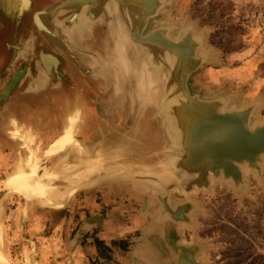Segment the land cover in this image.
Returning a JSON list of instances; mask_svg holds the SVG:
<instances>
[{"label":"crops","instance_id":"1","mask_svg":"<svg viewBox=\"0 0 264 264\" xmlns=\"http://www.w3.org/2000/svg\"><path fill=\"white\" fill-rule=\"evenodd\" d=\"M42 3L43 0H39V4ZM78 27L82 35L78 39L76 37L71 48L75 50L74 57L82 61L74 67V81L70 92L67 93L64 88L58 90L53 84H49L39 90L35 100L27 88L20 92L13 91L7 102L0 101V194L1 181L14 173L20 161L26 160L28 156L27 148L13 138L12 130L16 125L37 138L41 154L64 134L66 127L75 118L78 119L75 136L92 153L91 147L121 139L124 136L122 133L128 130L127 111L115 105L118 97L115 88L109 87L106 90L104 82L93 83L91 80L98 77L93 76L94 70L89 60L96 55L105 58L109 35L105 34L102 25H97L102 33L95 30L97 27L92 24L82 22L78 23ZM35 41L37 40L32 37L27 42L32 48L30 56L34 60L38 58ZM47 42L51 43L49 40ZM64 42L67 43L68 40L62 38L59 41L61 44ZM55 47L61 50L58 45ZM61 51L63 54V50ZM41 53L47 51L43 49ZM43 56L40 54L38 62H30L33 67L36 63L43 65ZM13 58L14 55L9 57L8 54H3L0 58V76L6 71L0 78V96L15 74L16 63L12 69L6 70ZM31 73L30 70L26 81L33 82L36 73ZM154 106L155 104H149L143 112L141 129L134 137L136 139L133 145L136 147L130 153L122 150L119 152V156L123 158L121 164H158L159 153L165 147L160 146L159 128L154 121L158 116L154 114ZM70 138L73 140V137ZM72 140L63 144L68 145ZM35 144L37 145V141ZM35 146L32 145L33 148ZM69 147L62 145L55 148L53 153H46L39 179L33 180L28 173L17 184L11 183L15 189L8 192L0 202V235L3 236L4 246L12 251L23 239L27 242V249L37 252L36 264H124L125 261L131 264H170L166 255L154 246L157 240L163 242L165 247L166 243L162 238L164 233L160 226L161 215L158 216V210L151 211L155 203L153 197L145 209L144 193L118 182L113 183V180H101V176L110 175L104 172L99 175L102 167L110 164L104 162L102 155L93 157L84 166L67 165L68 161L82 158L88 153V150H79L77 144ZM64 148L66 151L62 153ZM51 153L49 165L56 160L58 162L53 174L43 184L42 176L46 173L43 169L48 164L47 159ZM95 173L98 176H94ZM59 179L68 185L63 189L54 185ZM73 190L72 197H67ZM48 191H54L55 197H48ZM31 201L36 204H30ZM21 204L23 206L19 207ZM5 258L1 245V264H6ZM13 258L12 255L9 256L10 264H18Z\"/></svg>","mask_w":264,"mask_h":264},{"label":"rangeland","instance_id":"2","mask_svg":"<svg viewBox=\"0 0 264 264\" xmlns=\"http://www.w3.org/2000/svg\"><path fill=\"white\" fill-rule=\"evenodd\" d=\"M65 1L68 0L43 1L44 4L40 5V8L50 9ZM25 19L23 17L19 20L13 37L16 36ZM161 24L175 27L174 36H179V31L185 26H190L192 29L198 50L196 54L201 65L189 76L188 87L191 95L210 102L220 101L226 106V111L250 109L252 110L251 125L264 124V0H162L159 15L150 24L149 29ZM38 26L39 24L33 23L32 30L29 29L30 26H26L25 43L22 47L24 58L17 61L18 63L29 61L32 48L27 43L28 40L37 35L44 36V30ZM174 65L175 63L167 62L164 65L148 64V68L144 66L140 79L134 80L138 82L134 83L137 86L136 90L127 92V100L130 102L134 103L137 98L142 103L146 101V106L140 109L138 114H142L156 98L162 97L161 99L166 101L181 100L178 96H172L175 91H178L177 94L179 91L183 94L179 90L183 78L182 75L175 77ZM153 68L156 69L154 73ZM98 70L104 72L100 67ZM149 72L150 79H148ZM129 75L137 76L130 70ZM163 78L165 81L162 80ZM77 120V118L71 120V125L68 126L69 133ZM67 134L68 132L55 140L42 155H40V144L36 145L34 139L19 140L27 148L28 156L26 160L20 161L14 173L12 172L4 181V189L9 180L18 183L28 173L29 176L32 175L33 180L39 179L44 156L50 150L53 153L55 148L65 146L61 141L63 139L65 142L64 138ZM33 144L36 145L34 148ZM109 144L105 148L99 147V153L93 151V155H102L105 163H111L110 166L105 165L99 171V175L107 170L111 171L112 168L116 171L113 175L101 176V180L104 178L107 181L114 180L122 174L133 177L140 164H121L123 158L119 153L109 155L105 152ZM167 158L166 154L160 155L157 166L159 167L160 162ZM56 164L57 161L46 168V173L42 177L43 184L53 174ZM24 165L28 168L25 169ZM130 168H133L131 169L133 172ZM260 168V172L245 173L244 185L241 188L228 186V183L222 182L206 189L192 191L189 196L176 190L171 192V208L172 204L186 201L184 205L191 209L189 220L181 225L180 231L184 245L192 247L196 254L197 264H264V163L260 164ZM94 176H98V173ZM55 184L61 189L68 185L60 179L56 180ZM72 193L70 191L67 197H72ZM46 195L55 197L56 193L48 191ZM30 204L36 203L31 201ZM160 204L162 206V203ZM157 207L160 206L155 202L151 211H157ZM161 210L163 211L159 220L168 221L169 224L179 223L170 219L171 213L164 206ZM3 222L4 220L1 222L2 226ZM1 245L3 248V236L0 235ZM26 245L27 242L21 239L20 245L13 254V261L18 264H36L37 252L27 249ZM165 248L167 250V247ZM5 255L6 264H10L9 256L6 253ZM29 255L33 257L32 261ZM124 264L131 263L125 261Z\"/></svg>","mask_w":264,"mask_h":264},{"label":"flooded vegetation","instance_id":"3","mask_svg":"<svg viewBox=\"0 0 264 264\" xmlns=\"http://www.w3.org/2000/svg\"><path fill=\"white\" fill-rule=\"evenodd\" d=\"M43 1H47V0H43ZM78 1L79 0H77V2ZM73 2H74L73 0H68V1L62 2L61 4H59L53 8L43 10L42 8L41 9L39 8L40 7L39 1L37 2L36 0H32V8L36 12H45V14H42L41 17L42 16L44 17L46 15L48 16L47 22H48V27L50 29L54 30V24H53L54 18L53 17H55L56 15L58 16V14H56V13L57 12L59 13V11H61L63 9V10H65L64 13L60 14L58 16V18L63 22L65 21L66 25H74V24H78V23H82V22H84L86 24H92L96 27H97V25H102L103 26L102 29H104L106 32L105 34L109 35V32L107 30V26L104 23V21L101 19V13H100L101 10H100L99 6H95V4H93V3H91L89 5V9H88L89 15H90L91 11L95 12L96 9H99V11L97 12L98 15L96 13L95 19L89 23L85 20H82L83 13L85 11H87V10H85L84 6L79 5L76 7L74 4L75 7H73V6L71 7ZM77 2L75 1V3H77ZM42 4H44V2ZM57 8L58 9L60 8L61 10L60 9L56 10L54 13L49 15V13H48L49 11L52 12L53 9H57ZM158 15H159V13H156L155 15H150L149 16L150 18L148 17V20L145 23L146 26L144 25V28L142 31L143 32L142 36H144V37L150 36L154 32H156L158 30H162V29H164V30L166 29L167 31L169 30V32H170L169 34H172V36H174L173 32L175 31V27L170 26V25H164V24L155 25L151 29H149L150 24L156 19V17ZM75 16H77V18L72 23L71 20H73V18ZM140 18H142V14L140 15ZM34 22H35L34 17L32 15H27L26 24H27V26H30L29 29L32 30L31 26L33 25L32 23H34ZM185 27H184V29H182L181 33H179L180 37L176 38L177 36H174L173 39L177 41V40H182L187 35L190 36L192 39L191 40L192 44L196 46L195 47L196 48L195 52H196L197 51V45L195 44L196 42H195L194 37L192 35V29L190 26H185ZM10 28H11L10 23L7 24V28H5V26L3 24V19H0V58L3 54H6V55L8 54L9 57H12L14 55L15 49H14V47L10 46L8 43V36H9ZM95 30L100 31L101 29H100V27H97V29H95ZM34 38L37 40V41H35L36 42L35 47L37 48V51H38V54H37L38 58L34 60V59H31V56H30L29 61H28V65H27V68L25 69L24 74H22V76L17 77V78H16V75H17L16 72H18L20 70V64L21 63L15 64L16 71H15V74L13 75L12 79H13V81H16L15 80V78H16L18 82L16 84L17 86H15L13 91L16 90V91L20 92L23 89L29 88L30 89L29 92L32 95L31 97L34 100L37 99L36 95H38L39 90H41L42 88H44L46 85H49V84H53V86L58 88V90H60V88H64V90H67V93L70 92L69 90H71L72 85H73L72 83L74 81L72 78L73 77L72 76L73 70L75 69L74 67L75 66L77 67L78 64L80 65V63L82 61V60L80 61V59H76L74 57V54H76V53L74 52L75 50H73L71 48V46L73 44L67 45L68 43L64 42L66 49L63 50L61 48V50H63V54H64V56H63V54H61L62 51L60 49L59 50L56 49L55 46H57V45L52 44L50 42H47L48 39L46 37L41 36V35H39V36L37 35ZM118 43L120 46H119L117 52L115 50L112 52V50L110 49V51H108V52L105 51V54H104L105 58H102L101 56L96 55L95 57H93L92 59L89 60V61H91L92 68L94 70L92 72L93 76L101 78V79L92 78L91 80L93 81V83H99V82L103 83L104 82L105 87H106L107 86L106 84L109 82V86L111 88L112 87L115 88V90H116L115 92L118 94L117 100L115 101V105H117L118 107H121L122 109L124 108L127 112H129L127 114V123H126L128 130H126L122 133V134H124V136L121 139H118V140L110 143L108 146L109 148L105 149L106 152L110 153L111 155H112V153L117 155L121 150L125 151V152L127 151L129 153L131 152L132 148L135 146V145H133V142L136 139L134 137L137 136L139 129H141L140 128L141 127L140 120L142 119L143 113L142 114H138V113L141 111L140 109H142L143 107L146 106V102H143V103L140 102L139 98L135 99L134 103L127 100V90H126V88H127V79H126V77H127V74H126L127 47H126V45H124L125 41L123 39H120ZM47 45H48V47H47ZM43 49L45 51H47V53L42 54L41 52L43 51ZM40 54L42 56L49 54V55L55 57L58 61V65H57L58 67H54L51 72H49L45 68L44 64L40 65V64L36 63V66L33 67V64H31V63H33L34 61L38 62V59L40 60ZM65 55H67V57H65ZM196 57H197V54H196ZM20 60H23V59H20ZM94 62H97V63L94 64ZM97 65H99L98 67L102 68L104 72H100L98 70V67L95 70V67ZM111 65H112V67H111ZM30 70L32 72L31 75L36 73V75L33 77V79L37 78L36 79L38 82L37 84H33V82H31V81H26L27 76L30 73ZM84 71L88 72L87 70H84ZM114 74H116V75H114ZM182 83L179 85V88H180L179 90H181L183 92V94L180 91L178 94H177V91L172 93V96H175V97L178 96V97H180L181 100L172 99V100L166 101L163 99L161 100V98H156V99H153L151 101V104H155V106L153 108L154 114H155V116H158L157 118L154 119V121L156 122L155 125L158 126V128H159L160 146L165 147L164 149H162L160 151L159 155H165L166 154V155H168V158L165 161H162L160 163L159 167L156 164H150L147 166L144 165L143 167L141 165H139L140 168H136L135 173L136 172L137 173L133 177L131 175L125 176L124 174H122L121 176H117L119 178H116L113 180V183L118 182V183L127 185L133 190L144 193V195L146 197L148 196L147 198L145 197V199H146L145 209L148 208L149 203H150V199L153 197V201L158 203L160 206V207H157L158 216L161 215V212L163 211V210H161V208H162V206H164L166 208V210H169V212L172 214V216L174 215L173 217L178 219V222H179L178 224H173V223L169 224L166 221L160 222V226L163 228V233H164L162 238L164 239V241L166 243V247H167V254L168 255L166 254L167 255L166 257H167V260L170 262V264L172 262H174L175 264H178L181 262L182 256H183V251L181 250V248L189 249V251L185 252L184 254H186L190 259L195 261V258H196V254L194 253L192 247L185 246L184 244H182L183 238H182V234L180 231V227H181V225L185 224V220L186 221L189 220V215L191 213V211H190L191 209L188 206L183 205L177 211H174V208H176L177 205H179L180 203L179 204H177V203L172 204V208H171V206H170L171 192L175 191V190L177 191V188H179L178 190H182V193L184 195L189 196L191 194L192 190L197 191L196 189L201 190L200 189L201 187H202V189L212 187V185L214 186V183L218 184L217 181L219 183L220 182L221 183L222 182H229V181L231 183L235 182L234 181L235 179H233L232 176L224 175V171L222 169H220L218 171V173H216V174L209 171L210 173L208 172L204 177H202L203 180H200L199 182L193 183V181H192L193 179H192V175H191L190 170L185 168L184 167L185 165H182L183 164L182 160H183V158H185V148H184L185 136L184 135L188 133V130H189L190 124H191V118H189L188 115L184 114V112H186V111H185V108H183L185 106V105L183 106V104L187 103V100L184 97L185 96L184 90H183L184 85ZM109 86L106 87V90L109 88ZM113 92H114V89L111 90L112 94H113ZM200 100L210 102L209 100H203V99H200ZM193 102L194 103L192 105V108H193L192 110L194 112H196L198 114H205V115L208 114V112L211 108V105H209L208 108L207 107L204 108L203 107L204 104H200L195 100ZM211 102L217 103L219 111H221V112L225 111L226 112V110H225L226 106L223 105V103H221L220 101H211ZM197 107H199V109H197ZM162 108L165 109V112H164L165 115L161 113ZM222 109H224V110L222 111ZM183 117H185V118H183ZM77 122H78V120H77ZM77 122L75 123V125L72 126L70 133H69L70 128L68 126L66 127L64 134L66 132H68V134L66 135L65 138L70 139V137H73V141L79 142V144H78L79 150L80 149L81 150H88V153H87V155L82 157V159L78 157V158H76V160H70L66 164L67 165L84 166V164H86L87 162H90L92 160V158L97 156V155L96 154L93 155L92 152H89L88 148L84 147L82 145V143L79 140H77V138L75 136V133L77 130L76 125H78ZM134 122H136V123H134ZM186 123H188V124H186ZM21 131L22 130L19 128V126L16 125L14 127V130H12L13 138L23 141L26 137H24L23 134H20L23 132V131L22 132ZM64 134L61 137H63ZM125 136H126V138H124ZM137 141L141 142L140 139H137ZM63 143H64V141L62 139L61 144H63ZM102 144L103 143H101L97 147L96 146L91 147L92 151H94L95 153L96 152L99 153V147L102 146L103 148H105L107 146V145H102ZM165 144H166V146H165ZM44 161H45V156H44V160L41 162V169L43 167ZM56 161L58 162V160H56ZM50 162L51 161H49L48 164L46 165L44 172H45L46 168L50 167V165H49ZM110 165H111V163L109 164V166ZM236 165L238 168H240V165L238 163H236ZM133 168H130V171ZM102 169H103V167H102ZM127 169H129V168H127ZM113 171L116 173L115 169H113V168L111 169V171L107 170L104 173L105 174L108 173L110 175L111 174L113 175V174H115ZM131 172H133V171H131ZM221 172L223 173V175L221 174ZM211 173H212V175L213 174L214 175L211 176L210 175ZM221 178H225V179H221ZM191 184H192V186H191ZM190 186L192 189L190 188ZM72 192H74V190ZM162 192H164V193L161 195ZM166 200H167V203H166ZM183 202H186V201H183ZM183 202H181V203H183ZM160 203H162V206ZM170 209H172V210L170 211ZM183 215H184V217H186V219H184ZM171 230H174L176 232L177 240H178L177 245H171L170 246V244H169L167 237L169 236ZM166 235H167V237H166ZM155 244H156V246L160 247L157 244V241L155 242Z\"/></svg>","mask_w":264,"mask_h":264},{"label":"bare ground","instance_id":"4","mask_svg":"<svg viewBox=\"0 0 264 264\" xmlns=\"http://www.w3.org/2000/svg\"><path fill=\"white\" fill-rule=\"evenodd\" d=\"M36 1L38 2L39 0H36ZM73 1L74 2L71 5V7L72 6L73 7H75V6L77 7L79 5H82V6H84L85 10H87V11H85L83 13L82 20H85V21H87L89 23L95 19L96 13L99 11V9H96L95 12H92L91 11L90 12V15H89V13H88L89 5L91 3H93V4H95V6H99L100 7V10H101V12H100L101 13V19L106 24L107 30L109 32L108 43L106 44V50H105L106 52L110 51V49L112 50V52L114 50L117 52V50H118V48L120 46L119 43H118L119 40L120 39H123L125 41V44L124 45H126V47H127V62H126V64H127V77H126V79H127V88H126V90H127L128 93H129V90H136L137 86H135L134 83H138V82H135L134 80H136V79L139 80L140 79V73H141V71L144 70L145 67L148 68V64H150V65L153 66V65H155L157 63H160L161 65H164L167 62H169V63L172 62V64L175 63V65H174L175 68H176L175 77L178 78L180 75L183 76V68L184 67H185V70L187 71V70L190 69L191 65H193L195 63V60L192 57L193 47H192V42H191L192 39H191L190 36L187 35L182 40H177L176 41V40L173 39L174 36H172V34H169L170 33L169 30L167 31L166 29L165 30L164 29L158 30V31L154 32L152 35L147 36V37L142 36V33H143L142 31H143V28H144V25H145L146 21L148 20V17L150 15H155L156 13H159V11L162 8V5H161L162 4V0H79L78 1L79 3L77 2V0H73ZM75 1L77 3H75ZM74 4H75V6H74ZM59 9L58 8L57 9H53L52 12L49 11L48 13L50 15V14L54 13L56 10H59ZM64 11L65 10L62 9L61 11H59V13L57 12L56 14H58V16H59L60 14L64 13ZM163 11H164V9H163ZM40 13L41 12H36L35 10H33V8H32V0H31V3H30L29 0H0V19H3V24H4L5 28H7V24L10 23L11 28H10V33H9V36H8V43H9L10 46L14 47V49H15L14 58H13L12 66L11 67H13L15 63L17 64L18 63L17 61H21L20 60L21 58H24V56H23V53L24 52L22 50V47H23V45L25 43V39H24L25 36H24V34H25L26 26H27V24L25 25V21H26L25 18H27V15H32L34 17V20H35L34 23H36V25L39 24L38 27L41 28L42 30H44L43 31L44 37H46L49 41H51L52 44L58 45L63 50L66 49V46L64 44L59 43V41H61L62 38L65 39V40H68V42H70V43L67 42L68 43L67 45H69V44H72L73 42H75L76 37L78 39L79 36L82 35V32H81V30L78 27V24L66 25L65 21L64 22L61 21L58 18L57 15L55 17H53L54 18L53 19L54 30L53 29H50L48 27V22H47L48 16L46 15L44 17L43 16L41 17V14ZM44 14H45V12H44ZM141 14H142V18H140V15ZM97 15H98V13H97ZM23 17L25 19L24 20V23L20 27V29L18 30V32L16 33V36L13 37V33L15 32V30L18 27V24L17 23ZM76 18H77V16H75L73 18V20H71V22L73 23V21L76 20ZM89 28H91V27H89ZM196 30H198V29H196ZM181 31L182 30H180L179 32L181 33ZM99 32H101V31H99ZM178 37H180V36L177 35L176 38H178ZM198 39H199V37H198ZM56 41H58V42H56ZM81 44H82V42H81ZM165 52H167V53H165ZM170 55H173V56H170ZM195 59H196V57H195ZM41 63L44 64L45 68L49 72H51L54 67H58L57 66L58 65L57 59L55 57L51 56V55H44L43 58H42V60H41ZM96 63L97 62H94V64H96ZM27 65H28V63L25 62V61L22 64H20V70L18 72H16V74H17L16 75V78L17 77H20V76H22V74H24L25 69L27 68ZM111 67H112V65H111ZM9 69H12V68H7V70H9ZM129 70L132 72V74H135L136 73L137 76L129 75ZM154 71H156V69L153 68L152 69V72L154 73ZM153 73H152V76H153ZM150 74L151 73L149 72L148 79H150V77H151ZM114 75H116V74H114ZM172 76L174 78V75H172ZM16 78H15L16 81H13V79L10 81V83H9V85H10L9 87H11L10 90L13 89L14 86H17L16 84H17L18 81H17ZM36 79L37 78L32 79L33 80V84H37L38 83ZM162 80L165 81V78H163ZM106 85L109 86V82ZM169 85H170V83H169ZM6 87L8 88V86H6ZM7 99H6V102H7ZM6 102H5V104H6ZM183 106H184V104H183ZM203 107L204 108H206V107L208 108L209 105H205L204 104ZM111 110L109 111V113L111 112ZM211 110L212 109L210 108V110H209V112H208L207 115H209V113H212ZM164 112H165V109L162 108L161 113L165 115ZM128 113L129 112H127V114ZM184 114L185 115H188L189 118H191V122H192V119L193 118L188 113L186 114V112H184ZM183 118H185V117H183ZM247 119H248V117H247ZM247 123H248L247 125H248L249 129H253L255 127V125H253V126L249 125V122L248 121H247ZM186 124H188V123H186ZM190 128H191V124H190ZM69 140H72V139L71 138L70 139L65 138V141H69ZM71 142L74 143L73 140ZM71 142L68 145H65L66 148L69 147V146H71V144L72 145H76V144L78 145L79 144V142H76V141H75L74 144L71 143ZM66 148H64L62 150V153L63 152L65 153ZM185 157H186V150H185ZM259 158H260L259 160H261V161L264 160V153L261 154L259 156ZM205 160L201 161V163L199 164V166L197 168L189 169L190 172H191V175H192V179H193L192 181H193V183L194 182H199L200 180H203L202 177H204L209 172L208 169L205 167V165H206L205 162H207V161H210V163H212V162H211V160H207V159H205ZM236 163H238L240 165V168L237 167ZM258 163H260V162L258 161L257 164ZM231 164L233 165L234 168L235 167L237 168V175L241 174V176L243 175L244 178H245V173L250 172V171L251 172L252 171H256L255 165L250 164V163H248L246 161H243V162H235V161H232ZM217 166H218V168H217ZM216 168H217L218 171L221 169V167H220L219 164H216ZM222 170H223V168H222ZM221 174L223 175L222 172H221ZM210 175L213 176L214 174L212 175V173H211ZM221 179H225V178H221ZM21 180H22V178H21ZM11 183L17 184L15 181H11V182L7 183L5 189L8 190L9 192H12L15 189V187L12 186ZM217 183H219V182L217 181ZM223 183H225V184L228 183V186H234L236 188V182L231 183L229 181V182H223ZM214 185H216V183H214ZM191 186H192V184H191ZM191 186H190V188H191ZM178 189L179 188H177V191L182 192V190H178ZM200 189H202V187ZM196 190L198 191V189H196ZM209 191H210V189L207 190V192H209ZM28 193H30V192L28 191ZM191 194H192V192H191ZM166 203H167V200H166ZM183 205H184V202L183 203H180L174 209V211L178 210ZM183 217H184V215H183ZM184 219H186V217H184ZM185 222H186V220H185ZM166 237H167V235H166ZM167 239L169 241L170 246L171 245H177L178 244L177 243V241H178L177 240V235H176V232L174 230H171V232H170L169 236L167 237ZM159 242H160V240H157V244L158 245H159ZM160 244H161V242H160ZM182 244H184V242ZM162 245L164 247V243L163 242L159 246L162 247ZM184 255H185V257H187L186 254H184Z\"/></svg>","mask_w":264,"mask_h":264},{"label":"water","instance_id":"5","mask_svg":"<svg viewBox=\"0 0 264 264\" xmlns=\"http://www.w3.org/2000/svg\"><path fill=\"white\" fill-rule=\"evenodd\" d=\"M29 1L31 3V0ZM192 47V57L194 58L195 63L191 65L190 69L187 71L184 67L182 76L184 85L183 90L185 98L187 100V103H184V108L186 114L188 113L193 118L191 122V128L185 135L184 148L186 150V157L182 160L183 165H185L184 167L189 170L197 168L201 161L205 159L211 160L212 163H210V161L205 162V167L208 169V171L216 174L218 172V166L216 168V164H219L221 169L223 168L224 175L232 176L235 179L236 188H241L244 185V176H241V174L237 175V168H234L231 162L246 161L250 164L255 165L256 171L253 172H260L261 168L259 164L264 163V160H259V156L264 153V124H255V127L253 129H249L247 121L249 122V125H251L252 110L245 109L225 112L222 109L223 112H221L219 111L216 102L210 103L202 101L197 96L191 95L188 87L189 76L201 65V61L196 57L195 45L192 44ZM12 61L7 68H11ZM5 73L6 71L1 74L0 78ZM9 86L10 85H8V88H6L1 93L0 101L6 100L9 97V94L15 88L14 86V88L10 90L11 87ZM194 100L200 104L211 105L212 113H209V115H205L194 112L192 110ZM20 134H23L26 138L34 139L35 141H37V144H39L37 138L33 137L29 133L23 131ZM40 155L42 154L40 153ZM258 161L260 163L257 164ZM23 167L25 169L28 168L26 165H24ZM8 176L5 177V180L8 178ZM5 180L1 181L0 201L9 192L3 187ZM173 216L171 214L170 219L177 223L178 219ZM160 242L159 245L162 244V242L161 244ZM154 246L163 254H167L165 246ZM3 250L8 256H13V254H15L16 252V249L9 251V249L4 245ZM181 250L183 251V256L181 262L178 264H197L188 256L185 257L184 253L185 251L188 252L189 249L181 248ZM32 258L33 257L29 255V259H31V261ZM172 264L175 263L173 262Z\"/></svg>","mask_w":264,"mask_h":264}]
</instances>
